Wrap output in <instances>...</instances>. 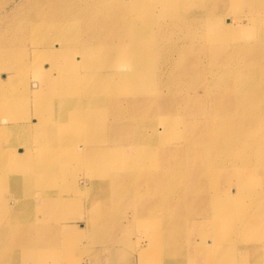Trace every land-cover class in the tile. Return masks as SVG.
Masks as SVG:
<instances>
[{"label":"bare ground","instance_id":"1","mask_svg":"<svg viewBox=\"0 0 264 264\" xmlns=\"http://www.w3.org/2000/svg\"><path fill=\"white\" fill-rule=\"evenodd\" d=\"M15 1L0 0V14ZM176 1L169 21L159 11L174 0H45L0 18L8 23L0 24V71L10 72L0 81V264H43L40 256L78 264L77 250L90 264H133L124 260L133 241H143L138 264L147 255V264L243 263L246 248L264 258V241L254 242L264 238V136L253 138L264 116H256L264 83L249 86L252 77L264 81V32L257 29L264 0H249L250 9L246 0ZM164 34L165 44H157ZM196 38L197 72L184 52ZM119 56L129 63L109 64ZM156 58L167 66L155 69ZM30 75L32 107L10 95ZM204 76L218 82L202 95L186 90ZM141 78L168 80L170 94L154 104L130 87ZM176 106L189 108L178 118L187 129L177 138L166 130ZM193 145L199 150L192 153ZM76 218L86 228L73 238H85L90 225L106 229L104 236L76 244ZM43 227L51 246L33 240Z\"/></svg>","mask_w":264,"mask_h":264},{"label":"rangeland","instance_id":"2","mask_svg":"<svg viewBox=\"0 0 264 264\" xmlns=\"http://www.w3.org/2000/svg\"><path fill=\"white\" fill-rule=\"evenodd\" d=\"M44 1L45 0H16L14 3L11 2V6L9 5L5 9V11H3L0 14V18L3 17L7 13L12 14L11 12H12V10L14 8H19V9L23 10V9H28V8L34 6V5H41L42 6ZM188 1L192 2V0H188ZM174 2H176V3H173L172 7L169 8L168 10H166V12H162L163 10L159 11V13H160V17L159 18L160 19L169 21V20L172 19V16L174 17V13L176 11V6H177V1L174 0ZM178 2H180V1H178ZM245 3H246V8L250 9L249 0H246ZM252 5L254 6L256 4L252 3ZM41 8H43V7H41ZM121 14H126V13L125 12H119L118 16L121 15ZM231 16H232V14H229V18ZM127 17H128V15H127ZM127 17L122 16L121 18H126V21H129V19ZM243 23L245 24V22H243ZM0 24H1V26L2 25H8L7 22H2ZM138 25L141 26L142 23L139 21ZM150 25L151 26H155L157 28V24L150 23ZM191 28L192 27L189 24H187L185 26V30H184L185 33L191 32L192 31ZM257 29H259L260 31L264 32V24H263V29H261L259 27ZM82 32L84 33V31H82ZM122 32L124 33L125 36L131 38L132 31L130 29L129 30L128 29H124V30H122ZM2 33H3V31H0V34H2ZM83 33L80 32L78 34V36L79 35H83ZM232 35L233 36H232V39L230 40V42L236 40V38H237V36H234L235 35L234 32L232 33ZM198 39L199 38H196V40L193 43L189 44L184 49V52L189 53L194 58V63L192 64V66L190 68L192 70L196 71V72H197V67L199 65V62H200V55H201V54H199L200 50H199V47H198V44H197L198 43ZM124 41H126V39ZM141 42L142 41H139V43H141ZM165 42H166V34H164L162 37H159V41H158L157 44L163 45V44H165ZM28 48H31V47L29 45H27V49ZM28 50H31V49H28ZM30 62L31 61H29V63ZM127 63H129V60L126 57H124V56H119V57H116L115 59H112V60L109 61L110 65H116V66H124ZM42 64H43V66H42ZM42 64H41V66H42L41 68L45 69L47 67V65H45V64H50V63H49V61H45ZM58 64H59V68H63L64 69V68L67 67L66 63H60L59 62ZM153 66H154L155 69H161V68H165L167 66V63H166L165 60L162 61V60L156 58L153 61ZM180 68L182 69V67H180ZM168 72L170 74H173V72H170V71H168ZM169 73L165 74V78L166 79H168V77L170 75ZM5 78L6 79H10V72L9 71H5V70L0 71V81L2 82L3 80H5ZM222 78H223V75H219L218 76V81H221ZM84 79H85L84 76L80 79V83L81 84H84ZM126 79L127 78L120 79V80H114V81H108L106 83V86L108 88H111V86L113 84L123 82ZM161 79H163V78H158L156 81H152L151 82V78H149V80L147 78H141V79H139V81L137 83L131 84L130 87L133 86L134 91L137 92L139 95H141L142 93H146L147 92L148 94L147 95H143V96H146V97L150 98L151 102L156 104L160 96L169 95L170 91H171V88H170V85L168 83V80L164 79L165 82L161 83L160 82ZM32 80L33 79L31 78V75L27 79L22 80V82H21L22 90L19 91L18 94H17L18 90H14L15 91L14 93H11V91L9 92V91L5 90L4 95L6 96V98H8L7 94L11 93L10 95L12 96V99L15 100L16 98H18V95L20 94L19 95L20 98H21V96L28 98V101H29L28 105L32 107V104H34V94H33L34 90L31 88V85H30V83H32ZM147 81H150V82L147 84ZM218 81L216 79L210 77V76H204L202 79H200V80L198 79L194 84L186 86V90H189L191 93H194L196 95H202L206 90L210 89ZM263 83H264L263 79H260L258 77H252L251 80H250L249 86L250 87H262ZM150 84H151V86L154 89L152 91L151 90L148 91V86ZM6 85H8V84H6ZM22 92H23V94H22ZM221 92L222 91H221L220 87L214 89V94L221 93ZM105 93H106V91H103V92H101V95H105ZM175 109H176V111H175V114H174V119L170 120V124H169V126L167 127L166 130H167L168 133L169 132L176 133V134H174V137L177 138L179 132H183V131H185L187 129L181 122L178 121V118L181 117L182 113H184L189 108L186 107V106H176ZM256 110H257L256 111V116H259V115L262 114V111L264 110V106L261 105V104H258V107H257ZM31 111L33 113V110L30 109V112ZM1 117H2V112H0V119H1ZM3 117L6 118V116H3ZM259 117H260V125L257 128L256 133L253 135V138H255V139H259L260 137L264 136V116L263 117L259 116ZM2 123L0 121V126L3 125ZM32 124H34L33 120H30V121L26 122V125H32ZM9 125L11 126L10 123H9ZM20 147H22V146H20ZM197 150H199L197 145H193L192 146V153L194 151H197ZM77 175H78L80 181L81 180L82 181H87L86 179H87L88 175L86 173H80V174L78 173ZM225 176H228L229 178H232V176L229 175V174H225ZM77 186L81 187L79 184H77ZM13 192H17V191H15V189H14ZM230 194L231 195L235 194V191H233L231 189ZM8 203H10V201H8ZM89 210L90 209H88V211ZM79 214L80 213L78 212L76 214V216L79 217ZM176 216H177V214H176ZM125 223H127V222H125ZM125 223H123V224H125ZM46 224H50V222L48 220H44L43 225H46ZM72 224H73L74 227H73V232L70 233V236L72 238L70 240H73L76 244L77 243L79 244L80 241L84 242V245H85V243L87 241H93L94 242L98 237H101V236L103 237L104 235H102V232H104L106 230V229L100 228L99 226L90 225V229L87 231V235H86L85 238H82L80 236H78V238H73L75 233H79L77 231L80 230V228H82V227L86 228V226H85V221L83 219H79V218H76V220H74V222H72ZM189 224H187L188 225V229L191 227V225H189ZM132 228H134L133 232L137 233L138 230H139V225L137 223H134L132 225ZM49 231H51V230H45V227H43L42 231H40L37 235H35L33 240H38V245L39 246H41L42 244H47L48 246H51L55 242V240L53 239V237L51 235H49L47 233ZM227 237H229V236H227ZM245 238H246V235L242 234V235H237L235 239H236V241H241L242 242ZM179 240L181 242V245L183 246L182 239H179ZM261 241H264V238H262V237L261 238H257L254 242H261ZM142 242L143 241L138 243V245L135 244V241L132 242V244L134 245V248H135L134 253L132 255H130V256L128 255V257H125L124 258L125 262H128L127 259H130V261L133 262V264H138L139 260L137 259V255L139 254V252L141 250H143ZM47 245H45V246H47ZM207 246L208 245L205 244V243H203L202 245H199V247H197L196 250H195V251H197V250L198 251L196 253L192 252V254L190 255L189 259H193V258L196 259L197 256H200L199 252L200 251H204L205 250L204 247H207ZM263 246H264V242L262 243L260 248L263 249ZM94 247H97V246L95 245ZM179 247H180V245H179ZM72 249H75V246H73ZM48 250L50 251L51 248H49ZM182 251H183V253L185 252V250H183V249H182ZM235 252H238V251H235ZM242 252H243V256L245 258V259L242 260L243 263L240 262V261H237V262L236 261L235 262L231 261L228 264H257V263L264 264V258H262L261 260H257L256 259V257L259 255V252L253 251V252L250 253L248 248L243 249ZM48 253H50V252H48ZM86 253L87 252H78V250H77L76 253H75V261H77L78 264H90V260H89L90 257H87L88 254H86ZM209 253H212V251L209 252ZM90 254H92V256H95V252H94L93 249H92ZM102 255H103L102 256V260H103L106 257L104 256V254H102ZM40 258L42 259L43 264H52V262H53V258L52 257L46 258L44 256H40ZM148 260H149V258H148V255H147L145 258H143L142 261L143 262L145 261L146 264H147ZM61 264H62V262H61Z\"/></svg>","mask_w":264,"mask_h":264}]
</instances>
